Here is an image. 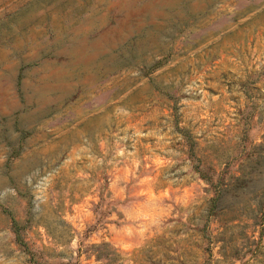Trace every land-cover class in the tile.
Returning a JSON list of instances; mask_svg holds the SVG:
<instances>
[{
    "label": "rangeland",
    "instance_id": "obj_1",
    "mask_svg": "<svg viewBox=\"0 0 264 264\" xmlns=\"http://www.w3.org/2000/svg\"><path fill=\"white\" fill-rule=\"evenodd\" d=\"M63 262L264 264V0H0V264Z\"/></svg>",
    "mask_w": 264,
    "mask_h": 264
},
{
    "label": "trees",
    "instance_id": "obj_2",
    "mask_svg": "<svg viewBox=\"0 0 264 264\" xmlns=\"http://www.w3.org/2000/svg\"><path fill=\"white\" fill-rule=\"evenodd\" d=\"M200 176L207 182V183H213L212 182V179H209V178H206L204 175L200 174ZM221 182L219 181V179L215 180V185H216V190H215V196L213 198H211V206L214 205L215 203V200L217 198V195H218V188H219V184ZM60 264H74V263H71V262H63V263H60Z\"/></svg>",
    "mask_w": 264,
    "mask_h": 264
}]
</instances>
